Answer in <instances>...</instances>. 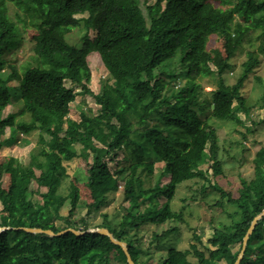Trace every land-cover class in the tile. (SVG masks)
Here are the masks:
<instances>
[{"label":"trees","instance_id":"1","mask_svg":"<svg viewBox=\"0 0 264 264\" xmlns=\"http://www.w3.org/2000/svg\"><path fill=\"white\" fill-rule=\"evenodd\" d=\"M137 1L0 0V148L20 142L21 134L37 130L39 136L38 149L28 163L14 157L6 163L9 183L0 187V227L10 228L0 232V264H112L113 260L128 264L122 248L98 232L49 235L18 228L37 227L53 233L66 228L90 229L87 217L106 204L114 176L123 187L127 206L115 222L103 214L100 227L126 243L134 264H146L140 257L146 253L130 232L145 223L158 226L178 217L170 207L177 186L194 178L210 181L200 168L202 163L211 162L213 176L222 173L216 132L203 128L201 115L207 112L216 119L240 124L234 101L238 109L244 108L241 87L260 61L254 51H248L242 75L233 88L216 91L213 99L201 101L195 78L199 55L207 37L218 33L223 37L225 68L249 29L260 30L259 37L264 39V0ZM78 5L86 9L87 16L67 21V11ZM59 8L66 11L62 22L53 15ZM19 22L36 29L30 38L31 64L22 72L3 57L12 46L17 49L20 45ZM69 23L81 32L79 54L85 57L97 52L109 74L102 91L93 94L99 111L79 121L68 117L75 95L65 82L78 83L72 68L76 45L67 38L72 30ZM259 52L264 55L263 43ZM176 83L182 84L175 87ZM13 102L16 108L3 116L5 107ZM26 115L27 120L23 119ZM135 126L143 134L140 151L164 163L161 176L168 175L167 182L146 185L142 174L144 170L153 172V161L124 163L115 171L102 161L101 152L122 148ZM6 127L11 134L4 137ZM44 128L48 137L42 133ZM76 144L80 157L90 160L84 180L89 201L82 197L76 181H66L63 175V161L73 155ZM253 164L264 167V146L257 150ZM33 180L35 190L30 188ZM210 186L219 192L220 205L226 198L236 208L235 217L229 225L214 229L208 238L210 246L204 245L202 250L191 244L186 252L193 255L196 264L222 260L234 264L252 219L264 209V174L241 178L236 196L215 183ZM35 194L40 201L32 199ZM66 202L70 208L63 217L65 225L57 226L55 220L62 218L60 211ZM81 206L86 213L75 219ZM44 209L52 219L41 223L37 217ZM184 254L170 246L159 252L154 264H186ZM239 264H264V214L249 235Z\"/></svg>","mask_w":264,"mask_h":264},{"label":"rangeland","instance_id":"2","mask_svg":"<svg viewBox=\"0 0 264 264\" xmlns=\"http://www.w3.org/2000/svg\"><path fill=\"white\" fill-rule=\"evenodd\" d=\"M147 1L150 3L154 0ZM137 2L140 3L141 1L138 0ZM140 6L144 10L141 4ZM59 10L60 12H56L53 15L58 19V22H62L60 19L66 15V11L60 8ZM67 13L70 16L67 21L71 23H73L72 19L87 16L86 9L81 5L69 9ZM12 17L15 18L13 13ZM237 20L241 19L237 18ZM71 23L69 24L72 30L67 38L70 43L76 45L72 52V68L76 73L78 83L67 80L65 85L72 87L75 95L73 102L70 104L68 117L79 121L90 115H95L99 111V104L95 101L93 94H99L102 91L104 84L109 81V74L97 52H90L85 57L79 54V43L77 41L81 36V32ZM18 26L21 30L20 45L17 49L12 46L8 52L3 54V57L7 63L15 65L22 72L26 69V66L31 64L32 42L30 38L36 29L22 22H19ZM259 34L260 30L249 29L242 36L235 52L228 58L229 65L225 68L226 54L222 35L216 33L207 37L206 47L199 55V72L195 76L196 82L200 86L201 101L213 99L216 91L231 90L233 88L242 75L243 62L247 59L248 51H254L260 63L245 79L241 87V93L245 101L244 108L238 109V104L234 101L235 111L242 121L240 124L234 121L216 119L207 112L201 115L204 121L203 128L214 129L216 132L222 173L218 176H213L210 166L211 162L208 160V162L202 163L200 168L205 171L210 181L194 178L177 186L175 194L170 201V207L173 212L179 215L178 217L169 219L158 226L145 223L136 231L130 232L132 238H138L137 244L141 247V252L144 251L146 253L144 257L140 256L141 260H146V264L156 263L159 260V252H164L170 246H175L178 250L185 253L186 264H196L193 255L186 252L187 249H190V245L195 244L202 250L204 245L210 246L208 238L212 235L214 229L229 225L235 217L236 208L226 198L222 200V205H220V194L210 185L215 183L236 196L241 178L250 179L259 173L264 174L263 166L257 167L253 164V158L257 150L264 146V55L260 52L258 53V47L261 43L264 44V39L260 38ZM89 36H94L93 30L89 31ZM180 84L182 83H176L175 87ZM82 85L86 86L90 93H86ZM15 108V102L7 105L3 111V116ZM27 118L28 116L26 115L23 119L27 120ZM47 130V128L42 130L46 137L49 136ZM10 134V130L6 127L4 137ZM21 136L23 139L17 142L18 144H3L0 148V187H6L9 183V173L5 167L10 157L16 158L21 163H28L31 154L38 149L39 136L37 130L28 135L21 134ZM142 136L140 129L135 126L130 136V141L126 142L122 148L101 152L102 161L110 171H115L124 163L126 165L135 162L145 164L153 161V172L147 173L144 170L142 174L147 179L146 185L151 187L156 182H167L169 176L166 174L161 176L164 170V163L160 160H153L151 155H145L140 151V147L144 143ZM23 140H26V142H23ZM79 149L80 146L76 144L73 149V155L64 159L63 175L66 181L75 180L81 189L82 197L89 201L84 191V180L87 162L90 160L85 161L81 158ZM206 158L208 159V156ZM38 173L39 170L37 169L36 174ZM30 188L31 190L37 188L35 180L31 182ZM41 190L43 191L44 188ZM107 196L106 204L99 211L87 217L90 229L100 228L103 222V214H107L108 219L115 222L118 219V215L123 213V208L127 206V201L123 198V187L115 176L110 180V192ZM32 199L38 202L40 201V196L35 194ZM69 208L70 204L66 202L60 211L62 218L55 220L57 226L65 225L63 217L68 214ZM1 209L2 205L0 203V216L2 214ZM85 213V206H81L76 210L74 218L80 219ZM51 215L44 209L40 212L37 219L41 223L49 222L52 219ZM156 236L159 239L155 241L154 238ZM162 236H165L163 245H161ZM232 248L233 251H236L238 244ZM112 264H117V261L113 260ZM217 264L226 263L222 260L217 262Z\"/></svg>","mask_w":264,"mask_h":264},{"label":"water","instance_id":"3","mask_svg":"<svg viewBox=\"0 0 264 264\" xmlns=\"http://www.w3.org/2000/svg\"><path fill=\"white\" fill-rule=\"evenodd\" d=\"M263 214H264V209L259 214L254 216V218L252 219L249 228L247 229L245 235L243 236L242 246H241V249H240V251H239V253L237 255V258H236L234 264H239V262H240V260L242 258V255L244 253L248 237L252 233L257 221L262 217ZM9 228L10 227H0V232L2 230H4V229H9ZM18 228H22V229H24L25 231H28V232H44V233L49 234V235H59V234H62V233L68 232V231H71V232H73L75 234H82L84 232H98V233L107 235L111 242L119 245L122 248V250L124 251L125 255H126L127 263L128 264H134L133 260L131 259L130 254L128 253L126 243L115 239L112 236V234L104 227H100V228H97V229H88L86 231L75 230L73 228H66V229L61 230V231H59L57 233H53V231H51L50 229H42V228H37V227H18Z\"/></svg>","mask_w":264,"mask_h":264}]
</instances>
